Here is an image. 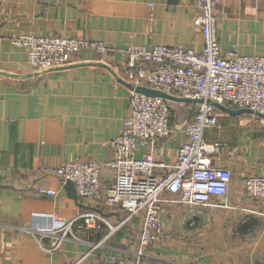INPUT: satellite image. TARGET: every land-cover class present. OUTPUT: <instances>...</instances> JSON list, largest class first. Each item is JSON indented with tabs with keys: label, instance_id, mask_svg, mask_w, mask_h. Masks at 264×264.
<instances>
[{
	"label": "crops",
	"instance_id": "0c3cea01",
	"mask_svg": "<svg viewBox=\"0 0 264 264\" xmlns=\"http://www.w3.org/2000/svg\"><path fill=\"white\" fill-rule=\"evenodd\" d=\"M214 13L221 51L264 57V0H216ZM195 16V0H0V264L131 260L139 217L110 236L107 227L90 231L80 220L59 242L43 233L84 210L100 211L110 223L125 217L116 206L69 198L55 171L69 162L110 159L106 144L122 133L129 108L125 59L117 51L161 45L200 52ZM25 34L102 42L111 51L81 49L70 66L36 72L25 50L10 42ZM215 114L217 125L204 131V140L225 144L210 161L232 173L227 205L192 212L166 205L165 241L144 250V264H264V201L248 198L242 186L244 176L264 173V126L248 114ZM181 128L172 125L155 160L176 161ZM112 181L104 169L101 183ZM40 188L56 194L41 195Z\"/></svg>",
	"mask_w": 264,
	"mask_h": 264
},
{
	"label": "built area",
	"instance_id": "2783aa9c",
	"mask_svg": "<svg viewBox=\"0 0 264 264\" xmlns=\"http://www.w3.org/2000/svg\"><path fill=\"white\" fill-rule=\"evenodd\" d=\"M215 6L216 0H195L194 24L203 40L200 52L161 45L129 46L117 51L125 59L122 80L130 87L129 108L122 133L106 144L110 159L105 163L69 162L55 171L63 182H72L79 199L116 206L125 217L110 223L97 211L84 210L60 228L49 227L43 233L54 235L59 242L71 235L73 223L80 220L90 231L107 227V236H110L139 217L140 231L131 260L112 257L98 264H144V250L165 241L166 205H183L190 212L199 207L227 205L232 173L210 161V156L218 154L225 144L204 140V131L217 125L216 108L208 102L264 114V57L220 50ZM10 42L25 50L27 63L36 72L70 66L72 55L81 49L111 51L102 42L60 36L25 34L12 37ZM136 87L177 98L201 99L202 103H176L147 96L136 92ZM172 103L193 108L194 112L190 117H183L184 114L178 117ZM179 119L184 139L176 161L168 164L155 160L158 144L170 137L172 125L178 124ZM142 147L148 150L137 157L136 151ZM104 169L112 173L113 181L109 186L101 183ZM242 186L248 198L264 201V173L244 176ZM38 192L46 196L56 194L55 190L44 188Z\"/></svg>",
	"mask_w": 264,
	"mask_h": 264
},
{
	"label": "water",
	"instance_id": "95a60500",
	"mask_svg": "<svg viewBox=\"0 0 264 264\" xmlns=\"http://www.w3.org/2000/svg\"><path fill=\"white\" fill-rule=\"evenodd\" d=\"M135 91L138 93L147 95V96L161 97V98H164L166 100L176 102V103H184V104L202 103L201 99L177 98V97H173V96L167 95L165 93H162V92H159L156 90H152L149 88H145V87H136ZM208 103L213 105L216 109H219L220 111H223L224 113H226L230 116H239V115H243V114H248V115H253V116L260 118V119H264V114L252 111V110L247 109V108L234 109V108L225 107L223 105H220V104H217L214 102H208ZM64 189H65L66 194L69 198H71L73 200L77 199V194H76V191H75L71 181L66 180L64 182ZM98 212L100 213V211H98Z\"/></svg>",
	"mask_w": 264,
	"mask_h": 264
},
{
	"label": "rangeland",
	"instance_id": "374dc122",
	"mask_svg": "<svg viewBox=\"0 0 264 264\" xmlns=\"http://www.w3.org/2000/svg\"><path fill=\"white\" fill-rule=\"evenodd\" d=\"M172 106L176 109L175 112L178 113V117H179V115H182V116H183V114H184L183 117H190V116L193 114V112H194V109H193V108H191V109H187V107H185V106H183V107H179V106H178L177 104H175V103H172ZM251 116H253V115H251ZM252 121H253V122H252L253 125H258L259 127H260V126H261V127L264 126V120H263V119L253 118ZM178 123H181V119H179ZM197 245L199 246V248L201 247L200 244H197ZM179 246L182 247V248H184V245H179ZM202 246H205V247H206L207 245H202ZM209 246H210V245H209Z\"/></svg>",
	"mask_w": 264,
	"mask_h": 264
}]
</instances>
